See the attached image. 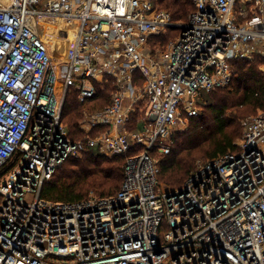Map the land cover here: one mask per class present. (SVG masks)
Here are the masks:
<instances>
[{"label": "built area", "instance_id": "1", "mask_svg": "<svg viewBox=\"0 0 264 264\" xmlns=\"http://www.w3.org/2000/svg\"><path fill=\"white\" fill-rule=\"evenodd\" d=\"M189 1L180 24L158 0H0V264H264V110L179 189L157 179L230 61L264 59V0ZM98 87L107 104L83 109L72 137L67 94L87 107ZM89 149L125 157L115 194L39 196Z\"/></svg>", "mask_w": 264, "mask_h": 264}, {"label": "trees", "instance_id": "2", "mask_svg": "<svg viewBox=\"0 0 264 264\" xmlns=\"http://www.w3.org/2000/svg\"><path fill=\"white\" fill-rule=\"evenodd\" d=\"M158 3L162 4L160 8L171 13L174 22L180 24L187 22L194 9L189 0H158ZM179 30V27L170 28L164 35L157 36L153 43L165 44ZM230 63L233 69L231 82L205 94L200 114L190 117L188 128L174 135L170 152L160 157L157 179L162 187L179 189L198 161L234 152L236 141L243 134L242 120L264 110V59L256 55ZM103 91H106V101L98 109L107 104L109 87L99 89L93 103L99 101ZM74 95L69 97L67 94L62 119L69 134L79 137L82 105ZM124 160L123 155L108 158L92 149L70 157L42 185L39 196L49 201L76 202L86 199L90 192L97 197L115 194L123 181Z\"/></svg>", "mask_w": 264, "mask_h": 264}, {"label": "rangeland", "instance_id": "3", "mask_svg": "<svg viewBox=\"0 0 264 264\" xmlns=\"http://www.w3.org/2000/svg\"><path fill=\"white\" fill-rule=\"evenodd\" d=\"M162 7V4L160 5V3H159V7ZM57 59L59 58V57H61L62 55H63V51L59 48L58 50H57ZM56 59V58H55ZM104 92H105V94H104ZM109 94V93H108ZM108 94H107V101H108ZM68 95H69V97H73V95H74V93L72 94V92L70 91L69 93H68ZM74 97H75V95H74ZM106 91H103V94H102V96L99 98V101H96L95 103H93V104H91V105H89V106H83L82 107V109H81V112H80V119H79V122H81V120L83 119V109H86V110H88V111H92V110H95V109H98L97 107H99L100 105L102 106V104L104 103V101H106ZM206 97V95H204V98ZM255 115V114H254ZM252 116V115H251ZM251 116H247V117H245L243 120H242V122H241V124H242V129H243V125H244V122H245V120L246 119H248L249 117H251ZM190 120H188V121H186L185 122V124H184V130L185 129H187L188 128V126H189V122ZM184 130H182V131H184ZM179 132H181V131H179ZM78 136H81V133H80V131L78 130ZM178 133V132H177ZM240 139V138H239ZM239 139L236 141V142H238L239 141ZM108 158H111V156H107ZM164 188H166V189H168V190H171V189H169V188H167V187H164ZM89 195H94V196H97V195H95L94 193H92V192H90L89 193ZM88 195V196H89Z\"/></svg>", "mask_w": 264, "mask_h": 264}]
</instances>
